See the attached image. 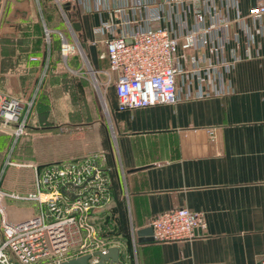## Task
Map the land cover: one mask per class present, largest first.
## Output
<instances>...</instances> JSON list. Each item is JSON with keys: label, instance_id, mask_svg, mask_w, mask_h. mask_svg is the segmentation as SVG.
Wrapping results in <instances>:
<instances>
[{"label": "crops", "instance_id": "1", "mask_svg": "<svg viewBox=\"0 0 264 264\" xmlns=\"http://www.w3.org/2000/svg\"><path fill=\"white\" fill-rule=\"evenodd\" d=\"M94 1L75 10L64 6L77 15L79 27H71L80 33L89 68L77 55L62 57L49 35L42 38L38 19L18 14L27 0L0 1V100L32 99L23 135L14 137L0 119V189L25 195L41 165L99 153L109 168L111 202L98 224L118 248L119 264H256L264 258V34L254 33L247 57L239 43L241 58L226 73L221 95L184 99L186 91L212 85L182 80L174 104L117 111L113 91L102 101L105 121L83 99L92 76L107 65L97 57L107 35L93 29L119 17L101 6L94 10ZM252 3L238 0L240 13ZM9 14L15 21L8 28ZM260 20L264 25V14ZM231 30L241 34L235 24ZM4 199L6 207L21 201ZM180 206L202 215L204 227L194 238L137 241L134 230Z\"/></svg>", "mask_w": 264, "mask_h": 264}, {"label": "built area", "instance_id": "2", "mask_svg": "<svg viewBox=\"0 0 264 264\" xmlns=\"http://www.w3.org/2000/svg\"><path fill=\"white\" fill-rule=\"evenodd\" d=\"M52 1L67 22L64 6L75 10L84 4V0ZM117 1L93 2L94 10L101 6L119 17L117 22L100 21L93 29L107 35L97 57L106 61L103 73L113 85L117 111L174 104L181 100L182 80L212 85L208 90L186 91L184 99L211 92L221 95L226 73L241 58L239 43L247 57L254 33L264 34L260 23L264 0H253L244 15L238 0H131V5ZM140 11L145 16L140 17ZM247 20L256 25H248ZM159 21L164 25H153ZM233 24L241 34L231 30ZM76 49L82 56L81 48ZM74 51L71 44L61 41L62 57ZM31 105V98L0 100L1 124L12 126L14 137L25 133ZM110 185L109 168L94 152L41 165L35 173L34 191L25 195L0 189V264H58L82 255H89L87 263H95L96 252L113 246L98 224L99 214H107L110 207ZM5 197L36 202V214L7 221L2 206ZM148 226L151 242L160 243L194 238L204 221L201 213L180 206L154 215ZM256 264H264V258Z\"/></svg>", "mask_w": 264, "mask_h": 264}, {"label": "rangeland", "instance_id": "3", "mask_svg": "<svg viewBox=\"0 0 264 264\" xmlns=\"http://www.w3.org/2000/svg\"><path fill=\"white\" fill-rule=\"evenodd\" d=\"M27 1H28L27 4L25 3V4L21 5L22 10L19 11L18 14L23 15L24 20L27 17H30L31 19H35V18L38 19L39 28H41V30L43 31L42 38L45 36L44 30H47L48 31L47 37L49 35V39L51 37V41L54 39L58 42V45H59V43H61L62 40H65L66 42L71 44L75 48V51L71 54H68V55H77L78 58L81 60V62H83V64H82V65H84L83 67L89 68L87 61H86L87 60V54H85V47L82 46L83 40L80 36V33H79V31H73V29L71 27L73 22H75L74 20H77V18H76L77 15L75 16V15H73L72 12H70L68 14V15H70V17H69V20L67 22L65 19V16L62 14L59 7L54 5V3L51 0H44V4H43V2L41 3V0H27ZM39 5H41V7H39ZM19 7H20V4H19ZM40 8H41V10H40ZM41 12H42V15H45L46 13L48 14L46 20L44 17L40 18ZM1 15L2 14L0 12V20H1ZM6 15L4 16V22L6 23V26L9 28L11 22H14L15 20L12 19L13 15L9 14V16L7 18H6ZM19 19H20V17H19ZM70 19H72V20H70ZM77 46H79L81 48V50H83L82 56H80L79 53H77V49H76ZM104 69L105 70L107 69V65L104 67ZM101 72L102 73L94 74L95 77H98L97 75L100 76V81L96 80V79L94 80V76H92V79L90 80L89 83H90L91 89H92L91 93H93V94L91 95V93H87V95L83 99V102H84V100H86V105L89 107L91 106L90 107L91 110H93L94 108L97 107L99 109L100 115H101V110H102L103 114L101 115V117L103 116L105 121H107V113H106V111L104 112V109H103L104 106L102 105V101L105 99L106 96L112 95L113 85L111 82H106L107 81L106 75L103 73V71H101ZM93 85H95V87ZM97 96H98L99 100L97 99ZM94 99L96 101H94ZM79 107L82 108L81 103H80ZM9 169L10 168L8 166L6 169L5 176L8 175ZM5 202L6 201L4 199L2 201V206H3V210H4L6 217H7V221H9V222H18L20 220L22 221V219L24 220V218L27 219L26 216L31 217L34 214H36L33 211V209H34L33 207L35 204L32 201L31 202H27V201L8 202L7 201L9 207L8 206L6 207ZM36 212H37V210H36ZM107 239H108V242H110L112 244L114 243L112 241V239L110 238V236H108Z\"/></svg>", "mask_w": 264, "mask_h": 264}, {"label": "water", "instance_id": "4", "mask_svg": "<svg viewBox=\"0 0 264 264\" xmlns=\"http://www.w3.org/2000/svg\"><path fill=\"white\" fill-rule=\"evenodd\" d=\"M65 6L68 7L67 5ZM72 26L75 30H77L79 27L77 23H74ZM90 72L92 71L90 70ZM134 234L137 237L138 242L151 241V228L149 226L134 230ZM95 255L98 256V260L93 264H119L118 263V248L115 246L108 247L103 252H100V251L96 252ZM88 258H89V255H82V256H78V257H74V258L61 261L58 264H90V263H87Z\"/></svg>", "mask_w": 264, "mask_h": 264}, {"label": "trees", "instance_id": "5", "mask_svg": "<svg viewBox=\"0 0 264 264\" xmlns=\"http://www.w3.org/2000/svg\"><path fill=\"white\" fill-rule=\"evenodd\" d=\"M66 13H67V17H68V20H69L70 15H68L69 14V10L68 9L66 10ZM70 20H72V19H70Z\"/></svg>", "mask_w": 264, "mask_h": 264}]
</instances>
